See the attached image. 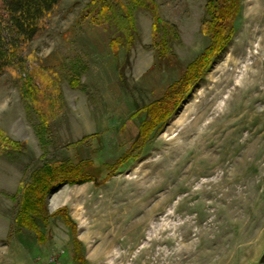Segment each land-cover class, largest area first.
<instances>
[{
    "label": "rangeland",
    "instance_id": "obj_1",
    "mask_svg": "<svg viewBox=\"0 0 264 264\" xmlns=\"http://www.w3.org/2000/svg\"><path fill=\"white\" fill-rule=\"evenodd\" d=\"M91 1L59 2L0 77V131L22 145L0 153V264H70L73 238L86 264H264V0H240L226 47L146 133L140 109L208 44L205 0H154L175 27L163 58L148 10L132 28L119 14L96 26ZM25 75L39 87L29 101ZM36 111L49 118L43 134ZM67 161L88 180L45 202L70 224L38 219L43 239L15 226L18 188Z\"/></svg>",
    "mask_w": 264,
    "mask_h": 264
},
{
    "label": "trees",
    "instance_id": "obj_2",
    "mask_svg": "<svg viewBox=\"0 0 264 264\" xmlns=\"http://www.w3.org/2000/svg\"><path fill=\"white\" fill-rule=\"evenodd\" d=\"M62 0H0V77L14 63H20L19 55L23 46L33 40L41 29V22L45 15H48ZM240 0H205V19L201 23L202 31L208 36V44L198 57L189 63L175 83L169 85L165 93L140 110L148 114V122H142L140 131L146 133L149 127L151 130L168 116L171 106L167 105L171 99L189 92V88L197 81L209 62L219 54L227 45L234 32V20L239 10ZM87 10L89 21L96 26L107 24L110 17L118 15L132 28L134 18L132 14L137 9L148 10L152 14L151 40L157 57L163 58L167 53L168 37L174 32V26L163 22L154 11L156 6L154 0H92ZM112 48L116 44L111 42ZM22 80V92L26 100L33 99L38 93V84L33 85L32 76L25 75ZM71 86L78 85L77 79H72ZM35 92V95H34ZM34 101V100H33ZM138 110V111H140ZM136 111L131 117L137 114ZM39 129L46 132L49 118L42 112L36 111ZM139 132V138L142 136ZM39 133V132H37ZM145 136V135H144ZM42 143V137L39 134ZM22 145L7 137L0 131V153L4 151H19ZM124 153L117 163L108 166V169L117 170L127 158ZM87 171L82 163H46L32 175L31 182L18 188L17 194L20 197L18 212L14 220L15 226L20 229H28L39 238L42 237L37 220L46 225L54 215H60L67 225L70 220L66 214L57 211L54 215L48 212L45 202L50 193H54L61 187L62 183H69L76 180L85 181ZM74 251L70 264H86L80 245L76 238H73Z\"/></svg>",
    "mask_w": 264,
    "mask_h": 264
},
{
    "label": "bare ground",
    "instance_id": "obj_3",
    "mask_svg": "<svg viewBox=\"0 0 264 264\" xmlns=\"http://www.w3.org/2000/svg\"><path fill=\"white\" fill-rule=\"evenodd\" d=\"M201 116H202V115H201ZM195 119H196L195 122L197 123L198 118H195ZM195 122H194V123H195ZM198 122H199V120H198Z\"/></svg>",
    "mask_w": 264,
    "mask_h": 264
}]
</instances>
